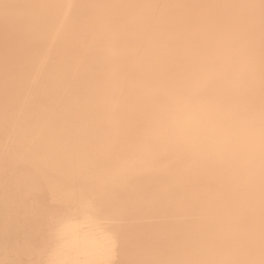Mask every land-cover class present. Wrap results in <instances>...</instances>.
<instances>
[{
  "label": "bare ground",
  "instance_id": "obj_1",
  "mask_svg": "<svg viewBox=\"0 0 264 264\" xmlns=\"http://www.w3.org/2000/svg\"><path fill=\"white\" fill-rule=\"evenodd\" d=\"M0 264H264V0H0Z\"/></svg>",
  "mask_w": 264,
  "mask_h": 264
}]
</instances>
